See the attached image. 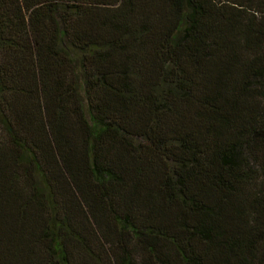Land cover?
I'll return each instance as SVG.
<instances>
[{
	"label": "trees",
	"instance_id": "1",
	"mask_svg": "<svg viewBox=\"0 0 264 264\" xmlns=\"http://www.w3.org/2000/svg\"><path fill=\"white\" fill-rule=\"evenodd\" d=\"M0 264H264V0H0Z\"/></svg>",
	"mask_w": 264,
	"mask_h": 264
}]
</instances>
